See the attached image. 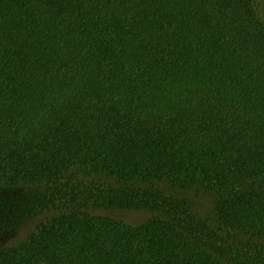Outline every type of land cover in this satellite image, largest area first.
<instances>
[{"label": "trees", "instance_id": "trees-1", "mask_svg": "<svg viewBox=\"0 0 264 264\" xmlns=\"http://www.w3.org/2000/svg\"><path fill=\"white\" fill-rule=\"evenodd\" d=\"M0 264H264V0H0Z\"/></svg>", "mask_w": 264, "mask_h": 264}, {"label": "rangeland", "instance_id": "rangeland-1", "mask_svg": "<svg viewBox=\"0 0 264 264\" xmlns=\"http://www.w3.org/2000/svg\"><path fill=\"white\" fill-rule=\"evenodd\" d=\"M188 195H190L196 203V208L198 211L204 213L209 211L211 208V197L198 189L192 188L187 191ZM125 218L130 221L140 220L145 216L143 212L137 211H129L125 213ZM31 223L27 222L20 227L15 235V239H20L25 235V232L30 228Z\"/></svg>", "mask_w": 264, "mask_h": 264}]
</instances>
